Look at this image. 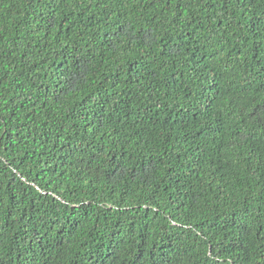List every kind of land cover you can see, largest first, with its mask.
<instances>
[{"label": "trees", "instance_id": "16d2710c", "mask_svg": "<svg viewBox=\"0 0 264 264\" xmlns=\"http://www.w3.org/2000/svg\"><path fill=\"white\" fill-rule=\"evenodd\" d=\"M0 264H264V0H0Z\"/></svg>", "mask_w": 264, "mask_h": 264}]
</instances>
